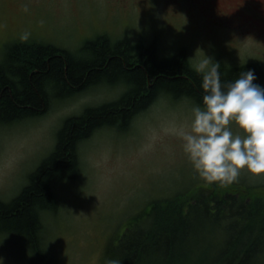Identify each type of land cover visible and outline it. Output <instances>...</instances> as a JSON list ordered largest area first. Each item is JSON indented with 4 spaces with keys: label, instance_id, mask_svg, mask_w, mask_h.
<instances>
[{
    "label": "rangeland",
    "instance_id": "374dc122",
    "mask_svg": "<svg viewBox=\"0 0 264 264\" xmlns=\"http://www.w3.org/2000/svg\"><path fill=\"white\" fill-rule=\"evenodd\" d=\"M221 13L232 14V24L219 21ZM239 20L253 25L237 28ZM263 20L264 6L257 0H225L222 9L214 0H0V61L7 45L27 30V41L74 53L97 35L127 36L154 43L161 58L184 48L189 58L206 52L226 66L257 62L264 70ZM121 92L122 86L98 85L69 98L53 96L42 115L0 124V200L10 201L28 183L68 117ZM192 105L160 97L126 131L98 128L81 142L76 179L54 184L58 208L43 216L41 238L55 264H104L110 242L117 248L115 238L150 202L181 192L209 196L196 188L218 182L194 174L172 132L188 122ZM231 183L256 188V199L264 196V175L245 169ZM31 260L23 239L0 236V264Z\"/></svg>",
    "mask_w": 264,
    "mask_h": 264
},
{
    "label": "trees",
    "instance_id": "16d2710c",
    "mask_svg": "<svg viewBox=\"0 0 264 264\" xmlns=\"http://www.w3.org/2000/svg\"><path fill=\"white\" fill-rule=\"evenodd\" d=\"M190 63L184 48L161 58L154 43L127 36L97 35L76 53L33 40L7 45L0 61V124L42 115L53 96L69 98L98 85L122 86V92L64 121L54 149L28 183L10 201L0 200V236L23 239L31 264H55L41 238L43 216L58 208L54 184L76 179L81 142L98 128L126 131L160 97L200 102L201 76ZM247 69L255 70L254 83L264 85L257 62L221 63L220 71L227 80ZM197 189L209 196L181 192L147 204L115 238L117 248L110 242L108 257L122 264H264V196L256 199V188L233 183ZM242 192L247 198L239 197Z\"/></svg>",
    "mask_w": 264,
    "mask_h": 264
},
{
    "label": "clouds",
    "instance_id": "9594fccd",
    "mask_svg": "<svg viewBox=\"0 0 264 264\" xmlns=\"http://www.w3.org/2000/svg\"><path fill=\"white\" fill-rule=\"evenodd\" d=\"M30 32L20 33L27 41ZM201 76L202 98L191 107L188 122L173 127L195 175L209 182L231 183L242 170L264 175V85L254 83V69L222 79L221 63L206 52L190 57ZM104 264H122L106 257Z\"/></svg>",
    "mask_w": 264,
    "mask_h": 264
},
{
    "label": "flooded vegetation",
    "instance_id": "af4514ba",
    "mask_svg": "<svg viewBox=\"0 0 264 264\" xmlns=\"http://www.w3.org/2000/svg\"><path fill=\"white\" fill-rule=\"evenodd\" d=\"M214 1H216V6H219L222 9V5L224 4L225 0H214ZM257 1L260 2L262 7L264 6V0H257ZM217 17H219V21L232 24L233 15L230 14V13H221ZM252 25H253L252 23H249L248 25L247 24H243L242 21L239 20V21H237V25H235V26L237 28H245V27H247L249 29Z\"/></svg>",
    "mask_w": 264,
    "mask_h": 264
}]
</instances>
